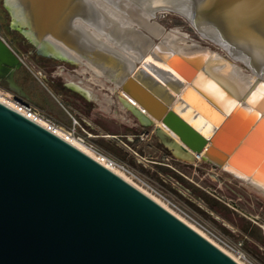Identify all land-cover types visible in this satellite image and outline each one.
<instances>
[{"label": "water", "instance_id": "water-1", "mask_svg": "<svg viewBox=\"0 0 264 264\" xmlns=\"http://www.w3.org/2000/svg\"><path fill=\"white\" fill-rule=\"evenodd\" d=\"M121 1L181 15L224 53L169 48L133 30L151 48L113 33L105 43L92 32L102 18L95 0L1 4L37 56L97 67L175 156L195 162L202 152L215 179L225 175L264 196V0ZM23 66L0 34V85L36 105L15 79ZM0 264L240 263L106 165L0 102Z\"/></svg>", "mask_w": 264, "mask_h": 264}, {"label": "rangeland", "instance_id": "rangeland-1", "mask_svg": "<svg viewBox=\"0 0 264 264\" xmlns=\"http://www.w3.org/2000/svg\"><path fill=\"white\" fill-rule=\"evenodd\" d=\"M151 21L161 30L177 31L180 35H184L188 42H200L202 45L224 53L217 45L202 38L177 13L157 12ZM10 22L0 0V34L27 66L17 73V77L24 82L29 95L36 101L37 104L34 106L46 118L67 129L72 125L70 116H73L89 133V135L83 134L85 145L95 153L123 164L129 173L117 169L134 184L162 202L176 216L180 215L168 201L221 234L231 243H240L242 251L252 262L264 264V246L256 241L254 236H250L249 229L246 232L241 229L243 225L241 219L244 217L252 222L257 217V223L261 227L264 226L263 195L225 175H220L219 180L215 179L212 176L215 171L209 169L210 167L203 162H192L175 156L160 143L153 132V126H142L130 110L120 106L119 88L110 89L108 87L110 84L104 82L102 77H99L96 83L89 81L91 74L89 75V71L83 67L34 56L32 46L17 30L10 27ZM150 37L155 43L159 41L158 37ZM68 82L86 87L90 91L89 96L82 97L61 87ZM98 82H102L103 86ZM108 95L112 99L111 103L107 101ZM89 144L93 147H89ZM197 189L206 191L209 196L224 203L230 211L223 207L219 208L228 219L211 212L206 203L195 196L199 193ZM230 200L237 204V209L230 205ZM183 221L189 224L186 220L183 219ZM191 227L198 230L192 225ZM198 232L201 231L198 230ZM218 247L228 252L221 246Z\"/></svg>", "mask_w": 264, "mask_h": 264}, {"label": "bare ground", "instance_id": "bare-ground-1", "mask_svg": "<svg viewBox=\"0 0 264 264\" xmlns=\"http://www.w3.org/2000/svg\"><path fill=\"white\" fill-rule=\"evenodd\" d=\"M95 1L99 5V7L102 11L101 12L102 18L96 19L95 27H94L92 32L94 33L95 37H97L98 39H101L105 43H109V40L106 36L108 34L110 35L111 33H113L119 39H123L126 37L131 38L134 41V43L136 42L137 44H139L143 48V50L144 49L148 50L149 48H151L152 45L150 43H147V42L142 43L141 39L138 38L142 34L145 37H146V34H148L150 36L158 37L159 39L162 40L163 45H165L166 47H169V48L170 47L184 48V47H187L190 45H195V46L196 45H202L200 42L199 43L188 42L186 40V38L183 37L184 35H180L177 31L170 30L169 32L166 33L165 30H161V28L158 25H156L154 22L151 21L152 19H154L157 12L154 13L151 10H148L147 8L142 9L140 7H137L133 4H130V3H127V2H124L121 0H116V1L114 0L113 2H109V1L105 2V0H95ZM165 2H166V0H158V3H165ZM162 11H166V10H162ZM131 30L137 31V32L139 31L142 34L138 35L139 33H132L130 35L129 32H131ZM102 34H104V35H102ZM202 38H204V37H202ZM207 48H208V46H207ZM87 65L88 66L83 67V69L88 70L89 75L91 74V80H89V81L96 83V81H98V78L103 76V72L100 71L97 67H94L90 64H87ZM83 69H82V72H84ZM220 71H221V69H220ZM69 83H71L73 88L82 92L85 96H89L90 92L86 88H84L80 85H77L74 82H69ZM98 83H99V85L103 86L102 82L101 83L98 82ZM108 87L110 89L111 88L112 89L117 88L116 86H114V87L108 86ZM119 92H120V100L122 102V104L120 105L121 107H123V108L125 107L126 109H128L129 106L136 105V103L127 94H125L121 89L119 90ZM106 98L109 99V102L112 101V99L109 95ZM0 101L6 105L13 107V104L1 95H0ZM125 103H127L129 105L127 106ZM39 123H41L42 125H45V126H47L49 124L47 121H45V119H40ZM155 124L160 126L161 129H163V131L170 134L175 139V141L180 143L178 137L176 135H174L168 128H166L165 125H163L159 121H156ZM55 133H57L58 135H60L63 138H66L65 137L66 133L63 130L58 129V127H55ZM67 141H69L71 144H73L74 146H76L80 150L84 151L85 153H87L91 157H93L96 160L103 163L108 168H110L112 171H114L115 173H117L118 175L123 177L125 180H127L128 182H130L131 184H133L134 186L139 188L141 191L146 193L152 199H154L155 201L160 203L162 206L166 207L162 202H160L158 199H156L154 196H152L151 194L146 192L141 187L134 184V182H132L127 176H125L124 173L120 172L117 168L111 166L104 158H102L100 155L96 154L93 150L89 149L82 142H79L75 138H68ZM257 190L260 191L259 189H257ZM178 217H180V216H178ZM180 219H182V218H180ZM262 228L264 231V226H262ZM200 234H202V233L200 232ZM223 251H225V250H223ZM228 252H226L228 255H230L233 259L238 261L240 264H243L241 261L238 260V258L236 256L234 257L232 254H230Z\"/></svg>", "mask_w": 264, "mask_h": 264}, {"label": "built area", "instance_id": "built-area-1", "mask_svg": "<svg viewBox=\"0 0 264 264\" xmlns=\"http://www.w3.org/2000/svg\"><path fill=\"white\" fill-rule=\"evenodd\" d=\"M19 58H20V56H19ZM0 95L5 97L9 102H11L13 104V107H11L9 105H7V106H9L10 108L19 112L20 114L24 115L28 119H30V120H32V121H34L40 125H42V124L39 123V120L45 119V121H47L49 124L47 126H45V125H42V126L45 127L46 129H48L49 131H52L53 133H55V127H58V129L63 130L66 133V135H65L66 138H63V137L62 138L65 139L66 141L68 138H75L76 140H78L79 142H82L83 144L86 143L85 142V136H83V134L89 135V133L80 125V123L73 116H70L71 120H72V125L70 127H68L67 129H65L62 126H60V125L52 122L48 118H46L44 116V114L40 110H38L36 107H34L30 102L24 100L23 98L16 96L14 93H12V92L8 91L6 88H4L2 85H0ZM78 128H79V130H81L82 133L78 132L79 131ZM55 134H57V133H55ZM89 147L92 148L93 145L89 144ZM96 154H98L102 158H104L111 166L118 168L121 171L129 173V171L125 168V166L123 164L116 162V161H113V160H110L109 158L101 155L100 153H96ZM194 156H195L196 162H202V156H203L202 152L200 154L194 153ZM156 194L167 201V199H165L159 193L156 192ZM168 203H170L172 208L174 210H176L177 214H179L184 220H186L193 227L200 230L205 235V237L208 240H210L212 243H214L216 246H221L222 248L226 249L227 251L232 253L234 256H236L239 260L243 261L245 264H255L242 251V249L240 247V243L239 244L238 243L237 244L231 243L225 237H223L221 234H219L218 232L209 228L204 223L198 221L196 218L192 217L190 214L183 211L177 205H174L173 203H171L169 201H168Z\"/></svg>", "mask_w": 264, "mask_h": 264}, {"label": "trees", "instance_id": "trees-1", "mask_svg": "<svg viewBox=\"0 0 264 264\" xmlns=\"http://www.w3.org/2000/svg\"><path fill=\"white\" fill-rule=\"evenodd\" d=\"M17 73H18V71H16V73H15L16 81L28 93L27 87L24 85V82H22L20 79H18ZM197 190L199 193H196L195 196L197 198H199L200 200H203L206 203L207 208L211 212L221 216L224 219H228L223 213H221V208H219V207H223V208L229 210V208L224 203H222L219 200L211 197V195L209 196V194L202 189H197ZM233 214H234V212H233ZM213 220L216 221V219L214 217H213ZM241 220H242L243 225H244V226L242 225L241 229L244 230L245 232L249 229L250 232L248 231V233L250 234V236H254L255 240L264 246V235H263L260 227L258 225H256L255 223H253L252 221H250L249 219H246L245 217Z\"/></svg>", "mask_w": 264, "mask_h": 264}, {"label": "flooded vegetation", "instance_id": "flooded-vegetation-1", "mask_svg": "<svg viewBox=\"0 0 264 264\" xmlns=\"http://www.w3.org/2000/svg\"><path fill=\"white\" fill-rule=\"evenodd\" d=\"M8 14V13H7ZM20 33V32H19ZM20 35L23 37V39L26 41V39L24 38V36L20 33ZM27 42V41H26ZM28 43V42H27ZM33 55L34 56H36V54L35 53H33ZM36 57H40V56H36ZM43 58V57H42ZM44 59H46V58H44ZM53 61V60H52ZM59 61V60H58ZM57 61V62H58ZM74 65V64H73ZM24 67L25 66H23V67H21L19 70H18V72L20 71V70H22V69H24ZM27 67V66H26ZM19 84V83H18ZM61 87H63V88H66V89H68V90H71V91H73L74 93H76V94H78V95H81L82 97H84L78 90L76 91V90H74V89H71L70 87H68L65 83L64 84H62L61 85ZM29 94V93H28ZM30 97H31V95H29ZM32 98V97H31ZM33 99V98H32ZM34 100V99H33ZM35 101V100H34ZM36 102V101H35ZM32 104V103H31ZM37 104V103H36ZM33 105V104H32ZM34 106V105H33ZM35 107V106H34Z\"/></svg>", "mask_w": 264, "mask_h": 264}, {"label": "snow or ice", "instance_id": "snow-or-ice-1", "mask_svg": "<svg viewBox=\"0 0 264 264\" xmlns=\"http://www.w3.org/2000/svg\"><path fill=\"white\" fill-rule=\"evenodd\" d=\"M105 2H107V0H105ZM248 102H249V104H253V105H255L256 103H258V101H255V100H252V99H250ZM256 114L259 115V113H256Z\"/></svg>", "mask_w": 264, "mask_h": 264}, {"label": "crops", "instance_id": "crops-1", "mask_svg": "<svg viewBox=\"0 0 264 264\" xmlns=\"http://www.w3.org/2000/svg\"><path fill=\"white\" fill-rule=\"evenodd\" d=\"M83 87V86H82ZM84 88H86V87H84ZM87 89V88H86ZM88 90V89H87ZM89 91V90H88ZM90 92V91H89ZM85 97V96H84ZM119 100H120V95H119ZM107 101H108V103H111V102H109V99H107ZM122 104V102H121V100H120V105ZM125 108V107H124ZM209 169H211V168H209ZM209 172H210V170H208ZM211 172H213V171H211ZM221 183V182H220Z\"/></svg>", "mask_w": 264, "mask_h": 264}]
</instances>
